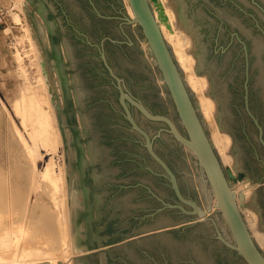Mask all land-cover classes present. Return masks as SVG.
Wrapping results in <instances>:
<instances>
[{
	"label": "water",
	"instance_id": "95a60500",
	"mask_svg": "<svg viewBox=\"0 0 264 264\" xmlns=\"http://www.w3.org/2000/svg\"><path fill=\"white\" fill-rule=\"evenodd\" d=\"M45 18L84 264H264L150 0H28ZM238 179L264 182V0H170ZM247 205L264 231V185Z\"/></svg>",
	"mask_w": 264,
	"mask_h": 264
},
{
	"label": "rangeland",
	"instance_id": "374dc122",
	"mask_svg": "<svg viewBox=\"0 0 264 264\" xmlns=\"http://www.w3.org/2000/svg\"><path fill=\"white\" fill-rule=\"evenodd\" d=\"M156 1L150 0L151 5L153 2L156 3ZM159 1L160 6H162V3L165 4V2L171 3L170 0ZM158 3L152 5L153 10H157ZM123 4L129 17L133 20V17L128 12L130 11L128 0H123ZM172 12L176 15L175 19L177 21L175 9H172ZM189 43L186 44L187 51L195 58L190 53L193 47L192 37ZM178 63L181 67L180 62ZM193 63L195 67L197 63L196 58ZM181 68L183 69V67ZM183 71L186 76L184 69ZM199 76H205L207 78L206 89L204 88L205 92H207L210 86L208 75L203 74ZM185 80L187 81L186 77ZM189 86L195 92L200 105L197 91L190 84ZM29 94L36 96L45 113L48 115V121L43 125L45 139L40 138L37 142L34 140L35 134L32 133V127L25 125L20 109L23 96ZM209 97L212 98L211 96ZM212 100L215 101L213 98ZM215 105L216 113L217 103ZM201 112L203 114L202 109ZM215 122V126L219 127L216 118ZM218 131H220V128ZM209 132L212 139V134L215 131L210 125ZM222 133L224 132H221V135ZM225 133L231 137L230 145L226 151L232 156L234 164V157L229 153L233 144V138L229 133ZM45 150L53 152L56 170L60 169V171H63V178L61 179L62 188H60L61 191L54 193V196H52L53 186L49 185L47 179L41 180L39 178L38 180H41L43 187L41 184L38 185L37 193L30 194L29 207L32 208L36 204V197L39 194L42 197L40 203L46 207L49 206L55 212L57 219L59 210L64 215L67 209L68 215L66 217L70 229V242H67L65 245L59 242L60 236L58 238L55 236V234L60 235L59 228L56 230L57 226L50 229L52 232L44 230V232H47V235L42 232L45 238L48 237L49 239H45L42 233L39 235L35 234L34 228L32 229V226L29 224V217L32 211L30 212L27 209V221L25 220V225L27 226L28 224V235L20 243L19 248L13 245L8 247L4 246L5 248L0 250V257H4L6 259L5 261L9 264L16 253L19 255L17 264H84L80 247L76 205L75 201H73L75 200V196L72 171L45 18L28 0H0V185L4 186V183H6V186H9L12 190L13 181H15L14 172H17L20 166L28 169L31 167L36 168L37 173L42 172L47 164H40L39 161L42 158V154L45 153ZM216 150L220 154L217 148ZM230 168L231 166L226 169ZM232 172L236 178L232 180V189L234 191L237 190V196L240 195L238 197L240 198L239 200L236 196L237 203L243 209L246 208L242 211V214L244 213V218L246 217L250 221L252 220V216L247 209L251 208L247 203L253 195L254 190L264 185V182L252 183L251 177L240 181L236 171L233 169ZM11 179L14 180L12 181ZM2 180H5L4 183ZM246 186L249 187L247 188L249 193L247 196L243 194L245 193L243 190ZM71 195L73 196L71 197ZM73 206L75 207V211L70 212ZM13 211L16 212L15 210ZM13 211L11 213L0 212V235L8 227L12 229L14 227L13 222L20 218L21 215L18 213L14 214ZM58 231L59 233H57ZM49 232H51L52 236L49 235ZM9 238L10 236H5L6 240ZM53 240L56 242H53ZM44 242L46 244L48 243V245L43 244ZM76 243L77 246H75Z\"/></svg>",
	"mask_w": 264,
	"mask_h": 264
},
{
	"label": "bare ground",
	"instance_id": "6f19581e",
	"mask_svg": "<svg viewBox=\"0 0 264 264\" xmlns=\"http://www.w3.org/2000/svg\"><path fill=\"white\" fill-rule=\"evenodd\" d=\"M157 2H159L158 8L157 10L154 9V15L159 24L160 30L164 38L166 39V41L171 46H173L172 49L175 55V59L178 62H180L181 67H183V69L186 72L185 77L188 81L187 83H189L193 87V89L197 91L199 95L200 108L203 111V115L206 121L209 123L210 126H212L213 130L215 131L214 134H212L213 145L215 148L219 150V153H220L219 155H221L220 158H221V161L225 169L231 166L230 169L232 171L234 169L232 156L228 154L226 151L230 145L229 143L231 141V137L225 132L222 133L221 135V132L218 131L219 127L215 126L216 124L215 122L216 105L215 104L216 103L215 101L212 100V98L206 95V92L204 90L207 84V78L205 76L200 77L199 75H197L195 67L193 66L194 64L193 62L195 61V58L191 54L188 53L187 48H186V44L190 42L191 37L186 31L178 27L177 21L175 19L176 15L172 12V9L174 10L172 4L165 2V4L162 3V6H160L161 5L160 1L157 0L156 3ZM156 3L153 2L152 5ZM129 7H130V11L128 12L131 14L134 20L135 14L130 4H129ZM20 109L22 111L25 125L32 127V133L35 134L34 136L35 142H37L40 138L45 139V136H44L45 129L43 125L45 122L48 121V115L47 113H45L42 105L40 104L36 96L31 95V94L24 95L22 98ZM39 162L40 164L42 163L47 164L45 169L42 172L37 173L36 168L31 167L30 169H28V168H22L21 166L20 168L17 169V172H14L15 181H13L14 179H11L14 182V184L12 185V182L10 181L12 185V190L9 188V186H6V183H4L5 180L4 181L2 180V182L4 183V186L0 185V212L11 213L13 210H15L16 212L13 211L14 214L18 213L21 216L18 220L13 222L14 227H12V229L8 227L0 235V250L5 248L4 246L8 247L12 245L14 247L19 248L18 246L20 245V243L24 241V238L28 235L29 233L28 228H27L28 224L27 226L25 225L26 224L25 220L27 217L26 212L28 211L27 209H29L30 212L32 211V213L29 212L31 214V216L29 217L30 218L29 224L32 226V229L34 228L33 230L35 234L39 235L40 233L44 232V230L51 231L50 229H53L57 226L56 230L57 228H59L60 235L55 234V236H57V238L58 236H60L59 242L63 245H65L67 242L68 243L70 242V233H69L70 229H69V223L66 217L68 215L67 209L64 215H62L61 211L59 210L58 219H57L55 212L52 211V209L49 206L46 207L44 204L40 203L41 202L40 200L42 199V197H40L39 194L36 197V201H35L36 204H34L32 208L29 207V196L31 193L36 192V190L38 189V185L41 184V180L47 179L49 181V185L53 186L52 196H54V193L61 191L60 188H62L61 179L63 178V171L62 170L60 171V169L56 170L54 166L53 152L49 150H45V153L42 154V158ZM39 178L41 179L40 181L38 180ZM230 182H231L232 192L236 193L237 190L235 188L234 189L236 191L232 189L233 187L232 180H230ZM247 188L249 187L246 186L245 189L243 190V192H245L243 194H246L245 196L249 194ZM72 196L73 195H71V197ZM239 196H237V198ZM239 199L240 198H238V200ZM74 209H75L74 206L73 208L71 207L70 212L71 211L74 212L75 211ZM244 209L240 207L241 212ZM247 210H249L248 212L251 213L252 220L248 221L247 220L248 218L246 219V217L244 219L248 225V228L250 230L252 237L255 239L260 249L264 252V231L260 230L257 227L258 222H259L258 213L253 208L247 209ZM51 232H49V235H51ZM44 233L46 234L47 232H44ZM57 233H59V231ZM42 235L45 238V235L43 233ZM5 236H10V238L6 240ZM45 239H49V238L47 237ZM45 242L43 244H46ZM53 242H56V241L53 240ZM46 245H48V243ZM75 246H77V243ZM18 257L19 255L18 253H16L12 261H10V264H17ZM5 260L6 259L4 257H0V264H9Z\"/></svg>",
	"mask_w": 264,
	"mask_h": 264
}]
</instances>
